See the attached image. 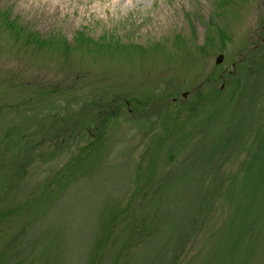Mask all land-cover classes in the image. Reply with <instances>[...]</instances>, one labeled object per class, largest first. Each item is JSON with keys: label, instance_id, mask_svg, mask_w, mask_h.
I'll list each match as a JSON object with an SVG mask.
<instances>
[{"label": "rangeland", "instance_id": "1", "mask_svg": "<svg viewBox=\"0 0 264 264\" xmlns=\"http://www.w3.org/2000/svg\"><path fill=\"white\" fill-rule=\"evenodd\" d=\"M0 264H264V0H0Z\"/></svg>", "mask_w": 264, "mask_h": 264}, {"label": "water", "instance_id": "2", "mask_svg": "<svg viewBox=\"0 0 264 264\" xmlns=\"http://www.w3.org/2000/svg\"><path fill=\"white\" fill-rule=\"evenodd\" d=\"M223 56L221 55L219 58H218V62H220L222 60Z\"/></svg>", "mask_w": 264, "mask_h": 264}]
</instances>
